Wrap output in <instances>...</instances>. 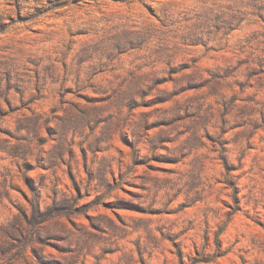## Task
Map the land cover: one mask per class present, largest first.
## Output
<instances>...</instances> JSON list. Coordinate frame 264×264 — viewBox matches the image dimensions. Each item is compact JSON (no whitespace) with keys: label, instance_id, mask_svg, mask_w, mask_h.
<instances>
[{"label":"rangeland","instance_id":"rangeland-1","mask_svg":"<svg viewBox=\"0 0 264 264\" xmlns=\"http://www.w3.org/2000/svg\"><path fill=\"white\" fill-rule=\"evenodd\" d=\"M0 264H264V0H0Z\"/></svg>","mask_w":264,"mask_h":264}]
</instances>
